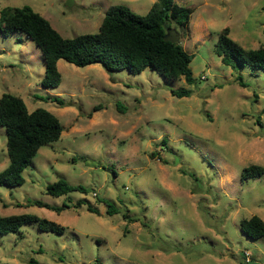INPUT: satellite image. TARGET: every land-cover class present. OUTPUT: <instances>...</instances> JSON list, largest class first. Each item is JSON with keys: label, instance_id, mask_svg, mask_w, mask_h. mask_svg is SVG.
<instances>
[{"label": "rangeland", "instance_id": "1", "mask_svg": "<svg viewBox=\"0 0 264 264\" xmlns=\"http://www.w3.org/2000/svg\"><path fill=\"white\" fill-rule=\"evenodd\" d=\"M73 1L0 0V9L29 5L71 38L97 32L111 5L144 15L156 0ZM175 1L193 10L188 35L171 24L192 55L191 84L151 67L133 74L59 59L60 84L44 87L40 48L23 32H0V96L45 108L63 127L23 170V184L0 185V216L30 213L65 226L57 234L30 222L0 234V264H264V237L240 227L252 215L264 220V173L241 178L246 166L264 167V69L226 66L214 51L225 27L244 48L264 46V0ZM181 87L191 94L172 95ZM8 163L0 126V171ZM59 178L86 192L48 194ZM34 199L69 206L57 212Z\"/></svg>", "mask_w": 264, "mask_h": 264}, {"label": "trees", "instance_id": "2", "mask_svg": "<svg viewBox=\"0 0 264 264\" xmlns=\"http://www.w3.org/2000/svg\"><path fill=\"white\" fill-rule=\"evenodd\" d=\"M192 11L191 7L180 5L175 0H156L144 15L133 12L123 4H114L106 10L97 32L67 38L61 36L46 18L29 5H9L0 9V32L4 36L23 32L40 48L45 64L40 82L44 87L60 84L59 59L76 66L99 63L107 71L125 69L133 74L151 67L166 80L183 77L191 84L194 80L190 68L192 55L179 41L171 42L164 36L172 23L188 35ZM214 51L226 66L249 67L254 71L264 69V46L244 48L229 36L228 27L220 32ZM238 78L239 83L244 85L242 77ZM171 93L183 97L189 96L191 90L172 88ZM46 99L63 104L57 96H47ZM0 126L6 130L9 158L8 165L0 171V185L11 187L23 184L22 172L39 148L57 141L63 131L60 121L52 112L41 107L29 111L24 100L11 93L0 96ZM263 173V166L251 164L242 169L241 178H255ZM72 191L86 192V188L81 184H70L63 178L46 185V192L52 196H62ZM30 203L57 212L69 206L67 203L50 205L39 199ZM82 203L83 199L78 200L77 206ZM105 204L109 215L117 212L114 203L106 201ZM87 209L98 212L89 203ZM30 222H35L38 229L45 232L62 234L65 230V226L52 220L21 213L0 216V234L18 232L22 225ZM240 227L251 238L264 237V220L257 215L242 219ZM30 262L37 264L33 259Z\"/></svg>", "mask_w": 264, "mask_h": 264}, {"label": "water", "instance_id": "3", "mask_svg": "<svg viewBox=\"0 0 264 264\" xmlns=\"http://www.w3.org/2000/svg\"><path fill=\"white\" fill-rule=\"evenodd\" d=\"M65 3L68 7H71L72 4L74 3V1L73 0H66ZM164 38L168 41H171V42H177L179 40V34L175 29L170 28L166 31Z\"/></svg>", "mask_w": 264, "mask_h": 264}]
</instances>
